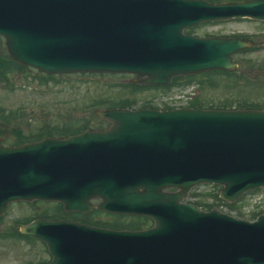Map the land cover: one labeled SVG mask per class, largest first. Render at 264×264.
Returning <instances> with one entry per match:
<instances>
[{
  "label": "water",
  "instance_id": "1",
  "mask_svg": "<svg viewBox=\"0 0 264 264\" xmlns=\"http://www.w3.org/2000/svg\"><path fill=\"white\" fill-rule=\"evenodd\" d=\"M168 21L164 10L139 0H6L0 9V31L11 53L49 72L130 70L160 82L228 61L232 49L205 65L176 60L166 50L172 38L179 39L183 24ZM155 23L164 24V34ZM54 58L62 61L54 63ZM96 61L99 65H92ZM104 115L115 121L108 131L20 148L0 146V211L17 197L57 198L68 209H83L89 198L100 195L107 208L158 220L152 231L120 234L107 240L109 245L100 239L101 246L91 236L105 237L102 233L81 227L70 233V224L36 221L27 231L47 241L52 264H120L128 257L130 264H264L263 218L248 224L205 214L178 205L183 194L162 193L177 186L185 194L197 182L216 181L225 185L223 196L233 200L264 185V113ZM120 237L139 247L124 248Z\"/></svg>",
  "mask_w": 264,
  "mask_h": 264
},
{
  "label": "rangeland",
  "instance_id": "2",
  "mask_svg": "<svg viewBox=\"0 0 264 264\" xmlns=\"http://www.w3.org/2000/svg\"><path fill=\"white\" fill-rule=\"evenodd\" d=\"M231 25L234 26L233 28H237V31L249 32L252 35L256 34L254 37L256 42L264 41V33L260 27L247 22L225 24L222 25L223 27L220 30L215 29L211 32H228L232 30L231 27H228ZM208 30H211V28L205 27L200 31V34H204ZM235 60L239 62V70H242L243 66H245L243 71L250 78H256L254 79L256 84L253 89L256 92H260L261 86L264 89V50L255 54L237 55ZM32 72L35 73L36 71L33 69ZM68 78L70 79L65 80ZM56 79L63 82L58 83L56 86L43 87L42 91L38 90L37 82L23 81L19 77L12 78L13 84L9 85V87L0 85V107H4L7 113H10L9 118L11 119L8 130L6 125H2L4 132L8 135L6 138L7 142L15 140L14 129H20V132H28L30 131L28 127L39 126V124L44 125L58 118L62 120L67 117L68 120V116L71 119L76 117L83 118V116H86V118L90 117L91 127H105L106 122H100V120L92 117L94 107H87L84 112L81 110L82 106L94 100H99L102 103L100 108H103L105 107L103 99H130L139 103L147 94L146 90L132 92L130 88H123L120 85L132 79L131 75L87 74L78 76L77 74H72L55 77L54 82L58 81ZM214 81L216 85L207 87L206 91L204 90L200 96L207 105H215L220 102L234 104L239 101L237 95L241 99L248 98L251 95L248 92L247 82H242L240 83L242 86L233 88L231 86L232 81L227 78L217 77L214 78ZM230 97L234 98V100L232 99L233 101H231ZM250 97L254 100H259L257 102L264 100V97L259 99L261 97L256 93ZM52 208L53 205L39 202L32 204L27 202L13 203L0 219V232L12 226L15 227L17 221L30 218L44 209L52 211ZM98 215L102 216V214ZM47 257L48 254L45 253V247L39 241L13 239L0 241V264H38V261Z\"/></svg>",
  "mask_w": 264,
  "mask_h": 264
}]
</instances>
